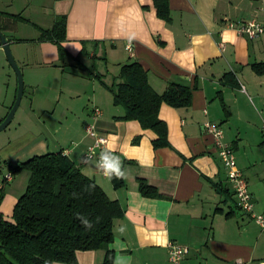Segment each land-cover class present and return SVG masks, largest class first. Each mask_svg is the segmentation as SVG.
Listing matches in <instances>:
<instances>
[{
    "label": "crops",
    "instance_id": "crops-1",
    "mask_svg": "<svg viewBox=\"0 0 264 264\" xmlns=\"http://www.w3.org/2000/svg\"><path fill=\"white\" fill-rule=\"evenodd\" d=\"M20 1L0 0V31L23 77L15 127L0 132V220L12 221L29 180V172L14 175L8 165L62 152L123 213L107 247L77 251L75 264H105L107 254L109 264H167L168 243L189 249L183 264L263 260L264 230L236 206L203 125L221 128L253 211L264 217V31L250 40L224 27L252 19L264 26V0H164L168 21L157 15L154 0ZM58 16L66 18L62 58L56 44L38 40V29L50 30ZM128 41L133 57L124 49ZM132 62L157 94L173 83L192 89L188 107H159L169 147L154 149L152 132L121 120L123 110L103 86ZM16 86L10 75L0 79V122ZM93 107L101 111L95 127L108 138L106 163L117 161L123 173L119 188L84 158ZM141 181L154 196L140 193Z\"/></svg>",
    "mask_w": 264,
    "mask_h": 264
},
{
    "label": "trees",
    "instance_id": "trees-1",
    "mask_svg": "<svg viewBox=\"0 0 264 264\" xmlns=\"http://www.w3.org/2000/svg\"><path fill=\"white\" fill-rule=\"evenodd\" d=\"M154 4L157 15L168 21L165 1L154 0ZM65 27V16H58L50 30L38 29V40L56 44L60 58L65 55L61 45ZM103 86L111 93L113 105L123 110L121 120L152 132L154 149L169 147L159 107H188L190 86L173 83L157 94L137 62L121 66L113 83ZM8 168L14 175L29 172V180L14 205L12 221L0 220V264H75L77 251L106 248L112 241L114 221L123 214L121 207L62 152L35 156ZM108 177L114 188L123 185L121 176L112 173ZM139 191L143 196L155 195L143 181ZM104 263H110V254Z\"/></svg>",
    "mask_w": 264,
    "mask_h": 264
},
{
    "label": "built area",
    "instance_id": "built-area-1",
    "mask_svg": "<svg viewBox=\"0 0 264 264\" xmlns=\"http://www.w3.org/2000/svg\"><path fill=\"white\" fill-rule=\"evenodd\" d=\"M224 27L232 29L238 36L246 37L250 40L258 38L264 31V26L257 20L252 19L245 22L226 21ZM124 49L129 57H133V44L126 42ZM101 116V111L97 107H93L91 111V123H87L84 127L85 134L92 139V143L87 147L85 153V161H94L100 171L106 173L105 157L109 158L107 148L108 138L106 135L99 133L95 127L96 121ZM206 133L212 138L214 150L220 158L224 167L227 183L235 196L236 206L246 214H249L254 222L264 230V217L257 215L253 211V200L248 190L247 181L237 167L235 155L231 147L224 142L223 132L221 128L213 123L205 122L203 125ZM264 130V120L262 122ZM11 175L7 174L6 179H10ZM189 249L186 246H181L175 243L167 244V264H183ZM258 264H264V259Z\"/></svg>",
    "mask_w": 264,
    "mask_h": 264
},
{
    "label": "water",
    "instance_id": "water-1",
    "mask_svg": "<svg viewBox=\"0 0 264 264\" xmlns=\"http://www.w3.org/2000/svg\"><path fill=\"white\" fill-rule=\"evenodd\" d=\"M0 46L1 49L5 55V58L10 65V67L13 69L15 75H16V82H17V88H16V95L15 100L7 113L6 117L0 122V132L3 131L12 121V118L19 106V103L21 101V97L23 94V77L21 73V69L16 63L13 54L10 50V45L5 36L0 31Z\"/></svg>",
    "mask_w": 264,
    "mask_h": 264
},
{
    "label": "rangeland",
    "instance_id": "rangeland-1",
    "mask_svg": "<svg viewBox=\"0 0 264 264\" xmlns=\"http://www.w3.org/2000/svg\"><path fill=\"white\" fill-rule=\"evenodd\" d=\"M20 2L23 3V2H25V0L24 1L21 0ZM25 13H27V15L30 14L28 11H26ZM22 25H25V27L27 28L28 31H26V32H30V33H31V31H32V33L35 32V30H33V28L31 27V25H29V24H22ZM96 61H98V60H96ZM8 75H10V77L16 83V75H15L13 69L8 64V62H7L6 58H5V55H4V53H3L2 49H1L0 50V79L6 81ZM18 115H19L18 113L14 114L11 123L5 128L6 130H8L10 127H15V123H16V120L18 119ZM3 131H1V132H3Z\"/></svg>",
    "mask_w": 264,
    "mask_h": 264
},
{
    "label": "clouds",
    "instance_id": "clouds-1",
    "mask_svg": "<svg viewBox=\"0 0 264 264\" xmlns=\"http://www.w3.org/2000/svg\"><path fill=\"white\" fill-rule=\"evenodd\" d=\"M105 159L108 160L107 157H105ZM105 169H106V175L111 176L112 173H115L118 177L123 175V173H121L120 171V166L117 161L107 162L105 164Z\"/></svg>",
    "mask_w": 264,
    "mask_h": 264
}]
</instances>
